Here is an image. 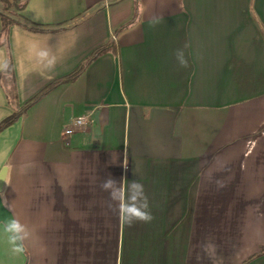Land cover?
<instances>
[{"label": "crops", "instance_id": "0c3cea01", "mask_svg": "<svg viewBox=\"0 0 264 264\" xmlns=\"http://www.w3.org/2000/svg\"><path fill=\"white\" fill-rule=\"evenodd\" d=\"M21 3L0 0V124L30 106L0 172L24 250L0 224V264H264V0Z\"/></svg>", "mask_w": 264, "mask_h": 264}, {"label": "clouds", "instance_id": "9594fccd", "mask_svg": "<svg viewBox=\"0 0 264 264\" xmlns=\"http://www.w3.org/2000/svg\"><path fill=\"white\" fill-rule=\"evenodd\" d=\"M190 45L188 43H185L183 48H178L175 51V59L179 66L181 68H187L189 67V62L188 59L186 58L185 55V50L189 47ZM116 181L111 178L109 175L108 178L104 179L102 183L100 184V188L103 191H108L110 194V197L115 200L116 193L114 191L115 186H116ZM143 196V185L140 183L133 181L131 186H130V200L131 201H136L138 197ZM146 206V205H145ZM120 211L124 214V218L126 222L129 224L132 222L133 219H138L144 222H148L152 219V216L149 212L147 211H126L123 207H121ZM8 230L12 231L13 233L17 234L18 237H20V234L23 233L24 229L23 227L16 222L15 220H10L8 221ZM22 238V237H20Z\"/></svg>", "mask_w": 264, "mask_h": 264}, {"label": "trees", "instance_id": "16d2710c", "mask_svg": "<svg viewBox=\"0 0 264 264\" xmlns=\"http://www.w3.org/2000/svg\"><path fill=\"white\" fill-rule=\"evenodd\" d=\"M2 2H6L8 6H13L18 10H22L25 6V4L21 3V0H1ZM3 21H4V27L7 29V27L14 22L11 18L7 17L6 15H3ZM99 52L98 54H100ZM96 54V55H98ZM76 75H74L75 77ZM73 79V76L71 77ZM1 82L6 90L7 96L10 99V102H14L16 99V89H15V80H14V71H13V66L12 63L9 61L7 64V67L3 71L1 75ZM37 100V99H36ZM30 105L26 106L23 110H21L18 113H14L10 117H8L6 120H4L0 124V133L11 126L13 123H15L20 117L23 116V114L26 113L27 109L29 108ZM255 259V257L250 258L247 262L244 264H247L249 261Z\"/></svg>", "mask_w": 264, "mask_h": 264}, {"label": "water", "instance_id": "95a60500", "mask_svg": "<svg viewBox=\"0 0 264 264\" xmlns=\"http://www.w3.org/2000/svg\"><path fill=\"white\" fill-rule=\"evenodd\" d=\"M7 168L4 167L3 170L0 172V224H4L6 228L8 229V221L15 220L13 214L4 206L3 200H2V193L3 188L6 182L7 178ZM10 234H12L14 240L16 241L19 248L24 250L21 238L17 236V234L13 233L12 231L8 230Z\"/></svg>", "mask_w": 264, "mask_h": 264}, {"label": "built area", "instance_id": "2783aa9c", "mask_svg": "<svg viewBox=\"0 0 264 264\" xmlns=\"http://www.w3.org/2000/svg\"><path fill=\"white\" fill-rule=\"evenodd\" d=\"M88 123H89V118L87 116L77 118L74 120L72 127L68 129L65 134L67 136H70L74 133L76 129H82L86 127Z\"/></svg>", "mask_w": 264, "mask_h": 264}]
</instances>
